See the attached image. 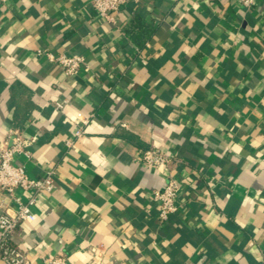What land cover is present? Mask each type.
<instances>
[{
    "label": "crops",
    "instance_id": "obj_1",
    "mask_svg": "<svg viewBox=\"0 0 264 264\" xmlns=\"http://www.w3.org/2000/svg\"><path fill=\"white\" fill-rule=\"evenodd\" d=\"M90 1L0 6V142L21 132L32 154L14 162L55 171L13 244L31 264H264V0H127L116 22ZM38 48L86 65L68 76ZM170 175L180 210L162 223Z\"/></svg>",
    "mask_w": 264,
    "mask_h": 264
},
{
    "label": "built area",
    "instance_id": "obj_2",
    "mask_svg": "<svg viewBox=\"0 0 264 264\" xmlns=\"http://www.w3.org/2000/svg\"><path fill=\"white\" fill-rule=\"evenodd\" d=\"M8 0H0V6ZM242 5L252 7L257 0H239ZM127 0H91L90 6L98 16L116 22V13L122 9ZM37 53L62 67L66 75L78 76L86 65L85 55L80 53H57L49 49L38 48ZM62 107V104H59ZM83 129L74 131V137L67 140L69 147H74L76 140L83 136ZM29 141L19 131H15L11 141L0 142V259L7 264H31L27 253L13 244L12 237L18 226L24 222L34 221V205L38 195L51 192L55 187V171L47 170L43 175L32 177L24 165L14 162L15 156L24 154L30 157ZM143 160L154 167L169 169L174 157L160 147H152L143 152ZM21 190L29 193L26 198L17 194ZM181 185L177 177L170 175L162 188L154 191V200L158 204L160 222H167L180 210L179 195ZM47 264H67L66 255L44 256Z\"/></svg>",
    "mask_w": 264,
    "mask_h": 264
},
{
    "label": "trees",
    "instance_id": "obj_3",
    "mask_svg": "<svg viewBox=\"0 0 264 264\" xmlns=\"http://www.w3.org/2000/svg\"><path fill=\"white\" fill-rule=\"evenodd\" d=\"M133 27L131 30H128L129 34L132 36V38L136 39L138 43H142V40H140L145 32H149L150 28L148 25H145L144 22L141 20H135L133 23Z\"/></svg>",
    "mask_w": 264,
    "mask_h": 264
}]
</instances>
